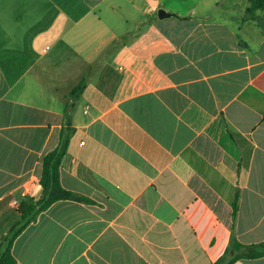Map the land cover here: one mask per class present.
Returning <instances> with one entry per match:
<instances>
[{
    "label": "crops",
    "instance_id": "0c3cea01",
    "mask_svg": "<svg viewBox=\"0 0 264 264\" xmlns=\"http://www.w3.org/2000/svg\"><path fill=\"white\" fill-rule=\"evenodd\" d=\"M247 6L0 0V241L65 117L59 180L90 200L39 213L15 264H211L264 241V22Z\"/></svg>",
    "mask_w": 264,
    "mask_h": 264
},
{
    "label": "trees",
    "instance_id": "16d2710c",
    "mask_svg": "<svg viewBox=\"0 0 264 264\" xmlns=\"http://www.w3.org/2000/svg\"><path fill=\"white\" fill-rule=\"evenodd\" d=\"M246 13L259 22H264V0H247ZM258 13V15L256 14ZM254 18V17H253ZM83 82L78 83L72 90L71 96L78 97ZM74 128L71 126L70 118L65 117L58 134L56 145L47 151L41 159V174L39 183L41 185V195L37 199L24 196L19 200V218L9 226L2 240L0 241V264H15V259L11 254L13 240L39 213L46 210L53 202L58 200H76L89 202L90 200L82 195L65 189L59 180V169L61 161L66 153L69 136ZM233 213L236 210V202H232ZM264 255V241L244 245L235 240L231 241L224 252L211 264H232L241 257H259Z\"/></svg>",
    "mask_w": 264,
    "mask_h": 264
},
{
    "label": "water",
    "instance_id": "95a60500",
    "mask_svg": "<svg viewBox=\"0 0 264 264\" xmlns=\"http://www.w3.org/2000/svg\"><path fill=\"white\" fill-rule=\"evenodd\" d=\"M157 14H158V17H159V18L169 15V13H166V12H165L164 10H162V9H159V10L157 11Z\"/></svg>",
    "mask_w": 264,
    "mask_h": 264
},
{
    "label": "built area",
    "instance_id": "2783aa9c",
    "mask_svg": "<svg viewBox=\"0 0 264 264\" xmlns=\"http://www.w3.org/2000/svg\"><path fill=\"white\" fill-rule=\"evenodd\" d=\"M12 203H13L14 205H16V204H17L16 200H13V201H12Z\"/></svg>",
    "mask_w": 264,
    "mask_h": 264
}]
</instances>
